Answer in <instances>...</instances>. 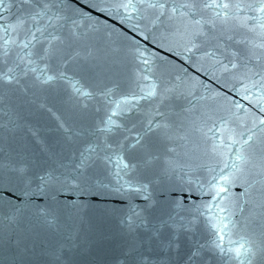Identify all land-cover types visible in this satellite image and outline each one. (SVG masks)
Returning <instances> with one entry per match:
<instances>
[{"label": "water", "instance_id": "1", "mask_svg": "<svg viewBox=\"0 0 264 264\" xmlns=\"http://www.w3.org/2000/svg\"><path fill=\"white\" fill-rule=\"evenodd\" d=\"M109 6L97 23L95 13L82 19L74 0H57L62 26L49 28L33 51L43 55L56 35L58 55L36 56L37 72L20 65L14 82L0 81V264H230L210 248L207 212L178 250L150 243V229L169 217L187 222L212 205L207 181L242 165L240 153L248 162L229 189L239 198L233 219L264 239V49L237 42L261 41L219 24L194 37L179 16L157 21L143 6L117 13L100 4ZM145 76L157 96L113 117L118 126L108 131L112 100L139 96ZM150 122L166 127L148 131ZM137 137L141 144L130 147ZM116 154L137 165L132 175L147 193L116 190L106 163ZM148 156L156 159L145 165ZM133 207L147 227L130 230ZM198 245L201 255L188 261Z\"/></svg>", "mask_w": 264, "mask_h": 264}, {"label": "snow or ice", "instance_id": "2", "mask_svg": "<svg viewBox=\"0 0 264 264\" xmlns=\"http://www.w3.org/2000/svg\"><path fill=\"white\" fill-rule=\"evenodd\" d=\"M74 3L78 6L82 19L91 20L95 13L97 23H99L100 17H105L106 13H111L113 10L110 6L101 8L100 4H113L117 13L120 10L128 12L129 9L139 11V8L143 6L155 14L157 21L165 16L169 19L179 16L184 22L185 29L191 30V35L194 37L205 35L204 27L206 25L215 28L219 24L229 31H245L254 34L261 41L259 44H256L255 40L237 42L264 49V0H179L178 6L173 3L171 7H169L168 0H85L83 4L80 3V0H74ZM56 4L57 0H0V81L14 82L20 65H24L26 72H37L36 56H39L40 60H47L58 55L60 49L55 46V42L59 41L60 37L56 35H52L51 40L43 48V55L33 51L37 44L42 42L49 28L62 26L61 22L64 18L59 12L53 11ZM13 8H15L14 12ZM6 13L8 15H5ZM204 13H210L208 19L204 18ZM105 18L107 19V17ZM128 18H131L130 15ZM71 35L79 38L80 34L73 27ZM227 39L232 40L234 37L229 35ZM62 43L63 41H61ZM136 43L139 44V41ZM16 49H19L17 63L8 67L6 71L3 70L2 66L7 62L5 58ZM143 62L147 64V58ZM232 67L235 68L236 65L233 64ZM55 78L47 76L46 80L51 81ZM60 78L67 79L63 74ZM143 79L148 83L145 88L141 89L139 96L133 94L130 97L112 100L111 115L107 120L108 131L118 126L113 117L127 113L139 103V100H150L157 96V85L151 82L147 76ZM72 86L76 87V85ZM76 90L80 91L79 88ZM83 94L90 95V93ZM153 127L159 129L166 126L153 125L150 122L148 131H152ZM249 139L251 138L249 137ZM141 140V137H137L136 143L130 147L135 148L140 145ZM245 142L247 143V141ZM154 159L156 157L148 156L144 161L145 165L151 164ZM236 159L241 161L242 165H246L248 162L247 158L240 153L237 154ZM106 163L115 178L118 192L147 193L148 185L140 183L132 175L136 170V164H130L120 154L106 157ZM242 165H237L234 162L227 173L221 170L220 175H214L207 181L208 190L213 193L212 205L196 208L195 213L191 214L192 219L187 222L183 219L177 221L174 217H169L161 224L154 225L150 229L149 242H154L164 249L178 250L181 237L194 227L199 217L205 216V212H207L205 219L214 234L210 245L212 251L222 259L229 261L230 264H254L256 261H259V264H264V239L258 241L247 231L241 229L233 219V210L236 207L233 201L239 198L232 197L229 189L234 183L239 182L240 175H243ZM169 168L175 171L176 165L169 162ZM125 177L128 178L125 179ZM103 187L107 188L108 186L104 185ZM247 191L248 189L245 188V194ZM102 194L97 192L96 195L99 197ZM241 211H243L242 208ZM128 224L130 230L135 231L137 227H147L148 221L142 211H137L133 207ZM203 248L205 245H198L188 257V261L191 262L199 257Z\"/></svg>", "mask_w": 264, "mask_h": 264}]
</instances>
